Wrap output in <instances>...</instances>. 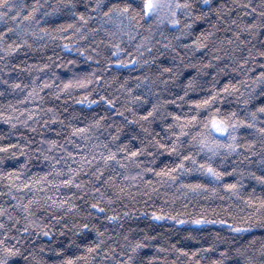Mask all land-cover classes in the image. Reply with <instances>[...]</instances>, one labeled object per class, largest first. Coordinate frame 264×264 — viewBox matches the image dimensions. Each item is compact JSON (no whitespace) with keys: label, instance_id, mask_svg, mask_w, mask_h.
Returning a JSON list of instances; mask_svg holds the SVG:
<instances>
[{"label":"snow or ice","instance_id":"6c2138e0","mask_svg":"<svg viewBox=\"0 0 264 264\" xmlns=\"http://www.w3.org/2000/svg\"><path fill=\"white\" fill-rule=\"evenodd\" d=\"M61 8H67L75 19L72 23L66 26H58L53 31L63 34L65 31L74 30L73 36H79L80 38H86L85 32L93 35L103 32L109 37V43L118 41L112 44L115 49L113 55L126 51L121 47L123 37L127 36L128 40L132 41L134 39L132 33L134 32L137 36H140L142 41L151 43L149 36H143L139 32V29L143 28L141 21L171 25L179 33L175 37L177 40L181 36H190L196 31L195 26L198 22H204L207 27L200 31L199 36L192 40L190 45H185L184 47H191L193 50L204 49L207 52L211 44V53H209L211 58L208 59L206 65L201 64V69L216 67L213 63L214 61L228 58L230 64H235L232 70L241 72L245 79L236 82L229 80L220 88H217L214 83L213 91L210 95L202 99H188L185 101V97H188L189 92L195 90L196 87L195 77H190L183 89V96L177 97V99L182 104L187 102L193 105V108H190L187 114L175 111L168 112L167 117L162 116L161 119L164 121L163 136H160L159 133H154V131L150 132L149 128H145L143 125V122H148L151 125L152 121L159 115L162 107L159 98L155 103L149 99L152 95L151 89H148L145 95L133 96L134 103L143 101L151 104L150 110L146 109L143 115L134 114L133 120L130 121V123H139L143 133H145L144 139H140L139 136L133 137L140 140L138 147L132 146L130 140L123 144L115 143L120 139V128L116 129L117 134L111 138V142L115 144L114 147H109V142L96 143L91 145L92 152L69 151L58 140L43 141L42 138V142L47 143L50 149L64 152L68 159L45 156V160L52 161L50 165L52 170L43 173L39 177L34 175L28 178L26 182L22 176V171L26 167L27 161L19 170L15 167L7 172L0 170V181L5 182L9 186V195H12L14 191L19 193L21 190H26V195L27 193H32V197L27 199L26 203L24 200L18 199L16 195H12V199L16 200L15 205L9 204L7 208L0 205V264H15L13 258L24 255L21 251L23 241L13 235V229H17L20 233H30L35 230L37 236L41 232L46 237L52 236L53 233L49 229V225L42 221L40 223L37 222L40 219L37 217V211L44 207H47L50 213L53 209H67L69 212L78 210L79 205L75 203V200L85 199L89 184L92 185L91 192L94 194L92 198L96 200V202L91 203V209L104 214V219L109 221H118L121 216L115 212L112 215H106L110 209L102 207L101 204L107 202L110 205L114 203V200L112 196H108L106 192L101 191V188L115 189L119 193H124L125 188L117 187L115 183L118 177H122L123 182L136 181L139 183L144 179L145 174L151 173L156 179L151 181L144 180V183L152 191H155L153 187L155 184H176L179 182L183 189L193 193L207 192L218 194L221 189H224L228 193L239 196L243 189L241 181L245 176H249L264 189V103H260L255 107L252 106L253 100L257 99L256 88H260V94L264 96V71H260L258 76H249V72L252 70L248 68L250 62L252 64L256 63V56L264 58V50L257 49L255 45H252L253 39L264 34V0H258V2L257 0H231V6L227 0H217L215 5H213V0H88L83 10L77 8L74 0H60L54 7L42 3L41 0H33L31 6L18 4L16 0H0V23L5 25L0 30V53H3V55H0V60L11 57L24 46L32 47L28 40L29 35L39 39H43L45 36L54 38L48 26L46 24L42 26V21H44L45 17L59 11ZM205 9L207 10L205 11ZM93 21L96 22V27L89 28V24ZM151 28L152 25L150 24L149 30ZM221 31L231 34L220 37L217 34ZM225 45L229 46L231 52L225 51ZM68 46L65 45V47ZM169 46L166 45L165 47ZM141 48H144L145 51H151L145 44L141 43L135 49L137 56L141 55ZM261 48H264V42H262ZM80 51L82 54H87L83 49H80ZM93 51L95 52V49ZM244 52H247V56L243 55ZM221 53H223V56ZM237 53H240V55H237ZM128 55L132 58L127 60V64L135 65L141 62L131 52ZM88 59L91 60L93 57L89 55ZM113 63L122 65L125 61L120 59L112 60L109 57L108 65L111 66ZM144 63L147 64L148 62L144 61ZM188 66L193 67L194 65L189 64ZM43 67L47 68L49 65L45 64ZM218 71H223V69ZM165 73L168 74V79H163ZM91 77L97 82L102 79L96 76L95 71L91 73ZM158 79L165 85H167L169 79L174 80L173 68H163L159 73ZM0 80L5 85L9 84V81L4 80L2 77H0ZM143 80L148 81L149 78L145 76ZM247 80L252 81V84L248 85V91L251 95L245 96L244 93L239 92V87L244 86ZM92 82V79L62 82L63 88L58 89L57 95H59V92H66L72 87H83ZM151 83L155 86V81H151ZM49 86L47 82L43 86L34 85L32 87L22 85L20 82H14L10 87L13 90L28 88V95L24 97L26 101L33 97L43 99L39 96L37 88H39V92H43L44 88ZM51 86L58 87L54 82ZM136 86L140 87L141 85L137 83ZM121 87L123 88L125 85H121ZM128 91L132 92V89H128ZM3 94L4 92L0 91V95ZM235 94H239L242 97L240 102L247 109L243 115L238 110L222 109L216 106L218 101L222 102L227 96ZM100 99L115 109L114 98L109 99L108 96H103ZM18 102L23 103V101ZM80 102L83 103L84 101L81 100ZM88 103L94 104L96 101H88ZM168 103L175 104L176 101H164L163 106ZM8 107L13 112L18 111L11 104ZM202 109L206 111V115L201 111ZM49 111L54 112L55 110L49 109ZM25 112L28 115L24 121L5 112H0V119L11 124L12 127H15V123L20 122L27 125V121L32 119L34 113L29 112L28 109H25ZM119 115L123 116V112H119ZM136 115H139V119H136ZM168 117H171V122H168ZM56 119L55 115L52 116L53 122ZM104 120L105 116H100L99 119L93 120L92 124L100 127L102 126L101 122ZM61 123L63 122L61 121ZM45 124H47V121ZM68 127L71 128V132L65 138L66 142L76 144L77 149H88V144L81 145L76 143L73 137L79 136L82 140H91L88 133L92 132V126L86 124L83 127H78L70 124ZM242 133H247V135L254 136V138L244 139L241 142ZM14 147L15 145L12 144H0V153H7ZM24 147H27V145ZM150 147L153 150L151 152L149 151ZM101 148L104 151H100ZM39 150L37 149V151ZM200 153L205 154L202 160L197 159ZM165 154H168L169 157L174 156L176 159L167 162L162 161L157 165L156 157H162ZM145 155L151 156L152 159L149 163L157 166H146L145 161L141 159ZM220 156L223 159L219 161V164L214 163V159ZM232 156L236 157V161L229 171L223 165L226 162L232 163L229 159ZM253 158L258 159L254 160ZM69 159L77 166L58 167L62 163L68 165ZM93 165H96L95 169H93ZM113 165L118 166L120 171L113 168ZM256 165L258 167H256L255 171L250 170L251 167ZM133 167L139 169L134 175L131 174ZM85 169H88L89 178L87 182L80 179L85 174ZM109 169L114 174L104 179L105 172ZM192 172L201 173L203 178L191 183H185L182 177L186 173ZM53 174H55V178H53ZM233 174H236L239 179L233 182H226L225 178L231 177ZM100 180H103V184L100 187H96V183ZM128 186L130 187L131 185ZM62 188L69 190V198L60 199L46 195L50 191L59 192ZM73 188L79 190V196L77 192L71 191ZM36 192H40L43 195L38 196L35 194ZM147 194V192L144 193V195ZM0 195H4V193L0 192ZM240 199L244 201L246 208L249 210L247 219L233 218L231 222L228 219L210 220L205 213L199 214L197 218L191 219L190 222L197 225L222 224L228 227L231 233L235 235L250 234V229L256 226L253 218L259 220L261 226H264V191L260 195H255V189H253L252 194L248 195L246 199L244 197H240ZM42 200L44 201L43 203H41ZM17 209L23 215H16ZM65 215H67V212H65ZM85 215L91 216V213L88 212ZM124 215H128V213H124ZM179 215L166 216L162 210H157L152 213V218L155 220L167 218L176 221L178 224H184L185 221L180 219ZM226 215L232 217V212L226 211ZM52 218L58 221L63 219V217L55 215ZM21 220L25 223L21 224ZM18 225L19 228H17ZM92 227L97 233L98 242L94 241L91 244L84 245L86 249L84 253L79 256H65L58 264H95L96 257L101 255V250L105 253L101 264H110V261L114 262V264H155V262L162 259L164 264H168L166 258L155 254L141 259V249L147 248L149 245L144 240L128 242L127 236L124 237V247L117 254L116 248L119 246H104V232H101L100 228L95 224ZM88 228L89 223L80 225V230H87ZM144 239L155 240L156 238L146 236ZM217 239H220L219 234H217ZM12 241L16 242L13 243ZM233 244H238V242L236 240L231 241L229 247L224 248L220 252L219 258L212 260L211 264H225L230 254L240 258L236 260L235 264H241V260L243 264H264V237L257 238L252 236L246 244H238L235 248L232 247ZM257 244H259V248L256 247ZM17 245H20V247ZM154 247H156L158 253H170L172 251L178 253L177 259L171 261V264H178L180 256L190 257L188 264H200L203 257L197 259L199 253H211L216 250L215 244H209L207 248H197L195 250L177 247V244L173 243H169L167 247L164 244H155ZM44 250H46V246L41 245L40 251H37L36 248L28 251L27 256L24 257L25 264L35 262L37 257L40 256V252ZM56 251L63 253L64 249L58 248ZM257 252L259 253L258 256L256 255ZM40 264H48V261L41 258Z\"/></svg>","mask_w":264,"mask_h":264},{"label":"trees","instance_id":"16d2710c","mask_svg":"<svg viewBox=\"0 0 264 264\" xmlns=\"http://www.w3.org/2000/svg\"><path fill=\"white\" fill-rule=\"evenodd\" d=\"M16 2L31 6L33 0H16ZM41 2L54 7L60 0H41ZM74 2L79 10H83L88 0H74ZM227 2L231 6V0H227ZM216 3L217 0H213V5ZM74 19L75 17L67 8H61L59 11L45 17L44 21H42V26L46 24L54 38L45 36L43 39H39L29 35L28 40L32 47L24 46L11 57L0 60V77L9 81V84L5 85L0 80V91L4 92L3 95H0V112L19 117L21 121L27 119L28 113L25 112V109L34 113L32 119L27 121V125L22 122L15 123L14 121L15 127H12L11 124L0 119V144L15 145L14 149L9 152L0 153V170L7 172L13 167L19 170L27 161L26 167L22 171L25 182L34 175L39 177L43 173L52 170L50 167L52 161L45 160V156L68 159L64 152L50 149L47 143L42 142V138L43 141L58 140L69 151L92 152L91 145L96 143L109 142V147H114L115 144L111 142V138L117 134L116 129L120 128V139L115 143L123 144L130 140L132 146L138 147L140 140L133 137L139 136L140 139H144L145 133H143L139 123H130V121L133 120L134 114L143 115L146 109L150 110L151 104L143 101L134 103L133 96L145 95L147 90L151 89L152 95L149 99L155 103L159 98L162 105L159 115L152 121L151 125L148 122H143V125L145 128H149L150 132L154 131V133H159L160 136H163L164 121L161 119L162 116L167 117L168 112L175 111L187 114L189 109L193 108V105L187 102L182 104L177 99V97L183 96V89L190 77H195L196 87L195 90L189 92L188 97H185V101L188 99H202L210 95L213 91L214 83L217 88H220L229 80L236 82L245 79L241 72L232 70L235 64H230L228 58L214 61L213 63L216 67L201 69V64L206 65L208 59L211 58L209 55L212 48L211 44L207 52L204 49L193 50L191 47H184L185 45H190L191 41L199 36L200 31L207 27L204 22H198L195 26L196 31L193 34L181 36L177 40L175 37L179 33L171 25L141 21L143 28L139 29V32L143 36H149L151 43L142 41L140 36H137L134 32L132 33L134 37L132 41H129L127 36L123 37L121 47L126 51L113 55L115 49L112 44L118 41L109 43V37L103 32H98L95 35L85 32L86 38H80L79 36H73L74 30L65 31L63 34L53 31L58 26H66L72 23ZM150 24L152 25L151 30H149ZM4 27L5 25L0 23V30ZM88 27L95 28L96 22L93 21ZM230 34L221 31L217 35L223 37ZM262 42H264V34L253 39L252 45H255L257 49L264 50V48H261ZM141 43L145 44L151 51H145L144 48H141V55L137 56L135 49ZM65 45L69 46L65 47ZM166 45L170 46L165 47ZM80 49H83L87 54H82ZM93 49H95V52ZM225 51L231 52L229 46L225 45ZM129 52L141 62L135 65L127 64V60L132 58L128 55ZM0 55H3V53H0ZM89 55L93 59L89 60ZM221 55L223 56V53ZM237 55H240V53H237ZM243 55L247 56V52H244ZM109 57L112 60H123L125 63L122 65L113 63L109 66ZM255 59V64L250 62L248 65V68L252 70L249 72V76H258L260 71H264V66H262L264 65V58L256 56ZM144 61L148 63L145 64ZM45 64L49 65V67H43ZM189 64L194 66L189 67ZM168 67L173 68L175 79H169L167 85H165L161 83L158 76L163 68ZM219 69H223V71H218ZM94 71L97 77L102 78L99 82L91 77V73ZM217 72L218 74H216ZM145 76L149 78L148 81L143 80ZM85 79H92L93 82L83 87H72L70 90L59 92V95H57L58 89L63 88V83L68 80L75 82ZM163 79H168L167 73H165ZM151 81H155V86H153ZM14 82H20L22 85H29V87L34 85L43 86L47 82L50 86L44 88L43 92H39V88H37L39 96L43 99L33 97L25 101L24 97L28 95L29 89L13 90L10 86ZM53 82L58 87H52ZM137 83L141 86L137 87ZM251 84L252 81L247 80L244 86L239 87V92L244 93L245 96L251 95L248 91V85ZM121 85H125V87L122 88ZM128 89H132V92H129ZM260 93L261 89L256 88L257 99L253 100V107L264 103V96ZM103 96H108L109 99L114 98L115 109L100 99ZM81 100L84 102L81 103ZM173 100L176 101L175 104L168 103L163 106L164 101ZM241 100L242 97L239 94L229 95L222 102L218 101L216 106L222 109H235L243 115L247 109L240 102ZM18 101H23V103ZM88 101H96V103L89 104ZM9 104L13 105L18 111L13 112L8 107ZM49 109H54L55 111L50 112ZM201 111L205 115L207 114L205 110L202 109ZM119 112H123V116L119 115ZM54 115L57 117L55 122L52 120ZM139 115H136V119H139ZM100 116H105V120L101 122L102 126L97 127L92 124V121L99 119ZM46 121L47 124H45ZM168 122H171V117H168ZM70 124L78 127H83L86 124L92 126V132L88 133L91 140H82L79 136L73 137L76 143L81 145L88 144V149H77L76 144L66 142L65 138L71 132V128L68 127ZM253 138L254 136L242 133L241 142L244 139ZM25 145L27 147H24ZM37 149L40 150L37 151ZM100 151H104V149L101 148ZM149 151H153L151 147ZM204 156V153H200L197 159L202 160ZM77 159L79 158L77 157ZM141 159L145 161L146 166H157L162 161L175 160L176 157H169L168 154L156 157L157 165L149 163L152 159L151 156L145 155ZM221 159H223L222 156L216 157L213 162L219 164ZM229 159L232 163L226 162L223 167L230 171L234 166L236 157L232 156ZM69 165L72 167L77 166L69 159L68 165L62 163L58 167L66 168ZM95 167L96 165H93V169ZM112 167L120 171L118 166L113 165ZM256 167L258 165L251 167L250 170L255 171ZM136 171H139V169L133 167L131 174L134 175ZM87 173L88 169H85V174L80 179L87 182L89 178ZM113 174L111 169L107 170L104 179ZM53 178H55V174H53ZM202 178V174L199 172L186 173L182 177L185 183H191ZM93 179L95 180V178ZM155 179L151 173L145 174L144 179L139 183L136 181L123 182L122 177H118L115 183L117 187L125 188L124 193H119L115 189L101 188V191L106 192L108 196H112L114 200V203L110 205L104 202L101 206L110 209L106 215H112L114 212L118 213L121 216L118 221L106 220L104 219V214L91 209V203L96 202L92 198L94 194L91 192V184L88 185V193L85 199L75 200V203L79 205L78 210L69 212L67 209H53L50 213L47 207L41 208L37 211V217L40 218L37 222L40 223L42 221L49 225L53 235L46 237L41 232L37 236L35 230L30 233H20L17 229H13V235L23 241L21 251L24 254L13 258L15 264H25L24 257L27 256L28 251L33 248L40 251L41 245L46 246V250L40 252V256L32 264H40L41 258L46 259L48 264H58L65 256L81 255L86 251L84 245L91 244L94 241L98 242L97 233L92 227L93 224L97 225L101 232H104V246H119L116 248L117 254L124 247V237L127 236L128 242L144 240L149 245V247L141 249V259L155 254L166 258L168 264L177 259L178 253L175 251L158 253L156 247H154L155 244H164L167 247L169 243H173L177 244V247H184L190 250L207 248L209 244H215V251L211 253L201 252L197 256V259L203 257L200 264H211L212 260L219 258V254L224 248L229 247L231 241L236 240L238 244H246L252 236L257 238L264 237V226H261V222L255 218H253V221L256 226L250 229V234L242 233L239 235L231 233L228 227L222 224L197 225L190 222L191 219L197 218L199 214L205 213L210 220L228 219L231 222L233 218L247 219L249 210L240 197L246 199L248 195L252 194L253 189H255V195H260L264 191L258 182L251 177L245 176L241 181L243 189L239 196L228 193L224 189H221L218 194L207 192L193 193L183 189L179 182L176 184H155L153 185L155 191H152L151 188L145 186L144 180L151 181ZM236 179H239V177L233 174L231 177H226L225 181L233 182ZM102 184L103 180H100L96 183V187H100ZM128 185L131 186L129 187ZM8 187L5 182L0 181V192L4 193V195H0V205L5 208L9 204H16V200L12 199V195H16L18 199L24 200L25 203L27 199L32 197V193H27L26 195V190H21L19 193L14 191L12 195H9ZM71 191L77 192L78 196L80 195L79 190L75 188ZM145 192L148 194L144 195ZM35 194L38 196L43 195L40 192ZM46 195L65 199L69 198L70 192L68 189L62 188L59 192L50 191ZM43 202L42 200L41 203ZM157 210H162L166 216L180 214L179 218L184 220L185 223L178 224L176 221L167 218L155 220L152 218V213ZM226 211H231L232 217H228ZM65 212H67V215H65ZM88 212L91 213V216L85 215ZM124 213H128V215H124ZM15 214L23 215L18 209ZM53 215L63 217V219L54 220L52 218ZM24 223L21 220V224ZM83 223H89L87 230H80V225ZM17 228H19V225ZM217 234H219V240L217 239ZM146 236H153L156 239L145 240ZM193 237L195 238L193 239ZM12 242L15 243L16 241ZM238 244H233L232 247L235 248ZM17 246L20 247V245ZM256 247L259 248V244ZM58 248H63L64 252H57ZM104 254L103 250H101V255L96 257L95 264H101ZM256 255L258 256L259 253L257 252ZM190 259V257L180 256L178 264H188ZM238 259L240 258L230 254L225 264H235ZM29 261L31 262L30 257ZM110 264H114V262L110 261ZM155 264H164V261L162 259L155 262ZM241 264H243L242 260Z\"/></svg>","mask_w":264,"mask_h":264}]
</instances>
